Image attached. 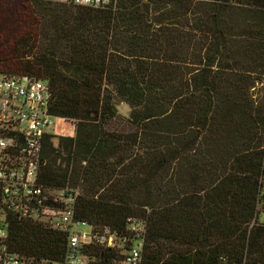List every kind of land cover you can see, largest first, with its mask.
<instances>
[{
    "label": "trees",
    "instance_id": "1",
    "mask_svg": "<svg viewBox=\"0 0 264 264\" xmlns=\"http://www.w3.org/2000/svg\"><path fill=\"white\" fill-rule=\"evenodd\" d=\"M0 75L46 82L75 136H48L40 180L79 188L76 220L128 235L144 264H264L254 225L264 167V0H0ZM117 102L130 108L127 128ZM55 140H58L57 145ZM10 248L61 261L67 235L14 221ZM125 248L87 246L90 264Z\"/></svg>",
    "mask_w": 264,
    "mask_h": 264
},
{
    "label": "built area",
    "instance_id": "2",
    "mask_svg": "<svg viewBox=\"0 0 264 264\" xmlns=\"http://www.w3.org/2000/svg\"><path fill=\"white\" fill-rule=\"evenodd\" d=\"M74 4L89 8H116L117 0H26ZM52 92L46 82L30 77L0 75V264H90L87 246L125 248L124 264H144L148 237L143 221L129 220L128 235L120 238L110 228L94 230L76 220L79 188L48 189L40 180L42 151L48 136L62 120L51 112ZM264 153V146H263ZM42 222L67 235L65 257L38 262L16 255L10 248L14 221ZM254 225L264 227V167ZM83 228H89L86 232ZM246 264V262L241 263Z\"/></svg>",
    "mask_w": 264,
    "mask_h": 264
},
{
    "label": "rangeland",
    "instance_id": "3",
    "mask_svg": "<svg viewBox=\"0 0 264 264\" xmlns=\"http://www.w3.org/2000/svg\"><path fill=\"white\" fill-rule=\"evenodd\" d=\"M255 95H254V99H257L258 97L263 98L264 97V80L262 81V83H259V85H257V87L253 90ZM117 109H118V113H119V122L121 125V128H127V119L130 116V108L121 102H117ZM55 132H56V136H65V135H71V136H75V131L74 129L72 130H66V127L61 123L58 122L55 128ZM58 140H55V144L57 145ZM84 231L89 232L90 229L89 228H83Z\"/></svg>",
    "mask_w": 264,
    "mask_h": 264
}]
</instances>
